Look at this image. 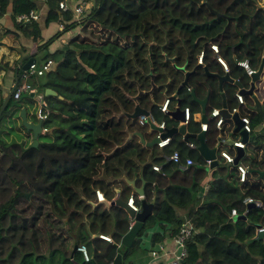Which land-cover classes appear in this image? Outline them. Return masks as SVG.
<instances>
[{
	"label": "trees",
	"instance_id": "16d2710c",
	"mask_svg": "<svg viewBox=\"0 0 264 264\" xmlns=\"http://www.w3.org/2000/svg\"><path fill=\"white\" fill-rule=\"evenodd\" d=\"M59 1L46 0V20L69 23H64L39 49L76 26L69 11L58 8ZM21 5L34 7L30 0H13V15L18 14ZM251 6L249 0H96L78 24L79 33L43 58L60 60L53 74L61 82V92L69 97L87 92L84 99L68 111H61L69 117L65 126L41 135L35 146L0 139V264H111L116 254L126 259L139 248L140 235L154 223L159 230L153 232L152 243L172 237L183 224L190 225L192 235L185 243L182 264H264V231L254 239L255 228L264 217V175L258 173L264 167V151L258 159L263 136L251 134L248 139L247 148L252 154L246 162L247 175L255 181L238 183L234 170L226 173L227 166L217 156L210 185L199 196V184L207 169L198 152L187 151L176 135L162 148L141 143L135 132L146 139L148 124L128 117L137 104L156 122L163 121L165 128L175 125L159 111L160 101L148 104V100L157 99L161 88L169 96L167 109H174L176 104L179 109L187 106L191 112L197 111L190 90L199 98L206 95L210 106L217 105L220 94L216 75H222V71L216 54L207 45L209 41L217 44L218 55L229 66L228 75L245 85L247 79L234 61L248 58L256 64L258 45L264 41L262 10L255 8L249 15ZM209 9L220 16L215 17ZM245 20L247 29L243 27ZM232 23L235 29L230 27ZM70 45L80 51L75 53L68 48ZM200 52L202 61L198 64ZM184 72L189 74L183 86ZM67 82L86 89L64 85ZM223 89L230 96L228 91L232 89L226 85ZM244 98L247 100L246 95ZM15 103L10 98L0 116ZM228 103L232 105L231 100ZM262 115L258 109L250 112L251 126L258 125ZM209 128L213 127L208 122ZM79 131H86L85 135L75 139L73 134ZM204 134L215 142L214 131ZM45 137L52 138L49 144L41 141ZM187 139L196 143L192 137ZM174 149L181 157L188 155L194 161L184 172L162 157ZM153 164L160 166V172L151 169ZM122 173L126 179L140 173L145 181L143 200L153 199L151 216L129 248L115 245L128 227L125 212L116 205L107 207L94 194L99 190L109 202L115 197L114 188H118V198L126 202L131 188L121 178ZM245 196L258 199L262 207H244L241 200ZM36 197L38 208L46 206L49 210L46 219L52 216L63 220L72 240L69 249L62 241L46 254L37 252L33 228L38 214L29 221H17ZM232 208L244 219L229 218ZM179 210L183 214H178ZM29 230H33V237L26 239ZM72 234L77 246H85L87 261L72 250ZM98 234H110L113 243L99 239Z\"/></svg>",
	"mask_w": 264,
	"mask_h": 264
},
{
	"label": "crops",
	"instance_id": "0c3cea01",
	"mask_svg": "<svg viewBox=\"0 0 264 264\" xmlns=\"http://www.w3.org/2000/svg\"><path fill=\"white\" fill-rule=\"evenodd\" d=\"M30 1L34 3L33 8L27 9L26 5H21L19 7L18 14L13 15L12 14L13 0H0V104L7 97L9 92L12 90V87L15 84L16 79L19 77L20 73L22 72L21 67L19 65L24 64L28 58H33L34 62H35L36 61L35 58L39 54L41 55L40 64H42L44 62V59L42 58L43 55L46 56L48 53H53L54 51L63 48L65 45H67V42L69 41V39L72 36L79 33V30H80V26L75 23L76 26L73 29L62 33L60 36H58L56 39H54L52 42H50L45 48L39 49L38 46H40L42 43L47 41V39L50 38L52 35L56 34L57 31H59L61 29V27L64 23L68 24L69 22H66V20H65V22H64V20H62L60 22L46 20V15L49 11V7L47 5L46 0H30ZM60 1H66V2L70 3L72 0H60ZM95 2H96V0H87V4H86L87 9L85 11V14L91 9V7H93ZM29 12H31L33 14V17H28L27 20H21V21H19L17 19L18 16L28 14ZM59 17H60V15H59ZM33 23L35 25L34 28H32ZM35 30H37L36 33H35ZM47 61H49V60H47ZM219 67L222 71V75L225 74V71L221 68L220 65H219ZM53 73L54 72H46L42 75H37L38 79H37L36 83H34L33 79L30 81L29 78L27 79V82L29 84L31 83V86L35 87L36 89L38 88L37 87L38 85H39V88L42 90L45 87H49V88L53 89V86H51L47 82L48 78H51V79L55 78ZM226 74H228V73H226ZM43 77H44V81H42ZM230 78H232V77H230ZM38 80H40V81L38 82ZM217 84H218V82H217ZM224 85H226L227 87H230V89H232V91L231 90L228 91V94L230 96H228L225 93V91L223 89ZM218 89H219V87H218ZM235 89L236 88L231 83H229L227 81L222 82L221 89H219V94H220L219 95V102H217V105H213V106H210V103L208 102L206 95L199 98L196 96L195 93H193V94L197 100H201L203 98H206V104H205V109H206L208 107L209 108L210 107H220V105H221V94H223L224 99H225V103L227 106L229 105V103L227 104V102L229 100H231L232 102L235 103L234 96H233ZM40 95L42 96V93H40ZM56 95L57 96H55V97H53V96L45 97L48 99L44 98L50 107H52V103H56L57 100L62 99L61 96L59 97L57 92H56ZM167 96L168 95H165L163 97V99L166 98ZM20 97H19V99H13L12 98V92H11L9 99L12 98L14 101L17 100L18 103H15L14 105L8 107L5 114L2 117L0 116L1 117L0 118V139L5 143L11 141L10 139H11V136H13V134H16V137L20 136L19 139H13L14 141H18V142L23 143L24 142L23 139H25V142H26L27 137H28L29 142H31V135L28 132L24 131V129L20 125V120L18 118L19 107L23 106L25 108L27 119H29L30 108H29V106L25 105L27 99H22V100H24L22 102ZM9 99H8V101H9ZM163 99L157 104L158 107H159L160 103L163 101ZM213 102H215V99ZM197 105H198V103H197ZM173 108L174 109L168 108L167 113H163V114H166L167 119L172 120L174 122L175 125H171L170 127L171 128L172 127L177 128L180 126L178 124L179 120L176 117H174L172 114L177 110L181 111V109H179L176 104L173 106ZM256 109H258L259 111L262 112L263 107L259 106V105L258 106L249 105V106H246L244 108V110L240 111V114H247L248 113V115H249L250 112H254V111H256ZM192 113H195V114L197 113L198 115L196 116L195 119H192V121L188 124V126H186L184 133L183 134L174 133L170 136V138L173 135L174 136L176 135V136H178L177 139L179 141H181L184 145V141H185L184 138L185 137L188 138V137H191L190 135H192V134L196 135L197 133L200 132L199 122H198L201 120L200 106L198 105V110L194 111ZM233 127H234L233 122L231 120H226L224 125L222 126V130L219 133L214 128H209L207 130H208V132L214 131L217 136L220 134L223 139L230 138L231 140H236V139L240 138V136L237 133L233 132ZM252 128L254 130V135H262L263 136V140H262L263 141V148L261 149L259 147L260 150L258 151L259 152L258 159L260 160L262 152L264 151V127H259V125H256V126H252ZM153 129L148 128L149 132L147 133L148 137L147 136L145 137L146 139H144L143 136L141 135L144 143L147 142V139H149L150 137L152 139L154 137V135L156 134V132ZM194 131H197V132L194 133ZM153 132H155V134H153ZM152 135H153V137H152ZM193 139H195V138H193ZM139 141H140V139H139ZM190 141H192V140H190ZM203 141H204L205 145L207 146V148H214L215 147V144L211 142L210 136H208V138H206L205 134H204ZM192 142L196 146L198 145L197 141H196V143L194 141H192ZM247 146H248V141H247L245 149H244V154L239 159V161L242 162L246 166H247V163H246V161H244V159L246 158L245 151L246 150L248 152L250 151V149H248ZM225 147H227V148H225ZM225 149L230 154L233 153V150L230 147H228L227 145H220L217 147V151L218 150H225ZM186 150L187 151H197L196 149H188V148H186ZM184 156H188V155H184ZM217 163H218V159H217ZM230 169H231V167H227L226 173ZM211 170L212 169H208L207 173L205 174V176L203 177V179L201 180V182L199 184V187H200V189L198 191L199 196H202L204 191L210 185V181L212 179V176H211L212 171ZM121 175L125 176V173H122ZM214 176L220 177L218 174H215ZM223 177L225 178L224 175H223ZM134 178H136L135 185L139 186L140 185L139 179L142 178L140 173H138L137 176H133L131 179H128V180H132ZM247 178L250 181H255L254 177H252L251 175H247ZM113 191L115 193L114 198H116V197L118 198V196H117L118 188H114ZM129 195H133L132 190L130 191ZM178 214H183V211L179 210ZM123 217L125 220L128 221V216L126 213H124ZM150 228H152V231L148 232L146 230L143 232V234L140 235L141 242L139 244V248H137L126 259L118 258V260L114 264H162L163 260L165 258L169 257L170 254H167L166 256H163L162 254H160L158 258L153 259V260H149V256H148L149 250L150 249H156V244L160 242V241H157L155 243L151 242V236H152L153 232L159 230L158 225L156 227L152 226ZM166 238L167 237L165 236L161 240V243H164V245L168 249H171L172 248L171 243L168 241H164V239H166Z\"/></svg>",
	"mask_w": 264,
	"mask_h": 264
},
{
	"label": "built area",
	"instance_id": "2783aa9c",
	"mask_svg": "<svg viewBox=\"0 0 264 264\" xmlns=\"http://www.w3.org/2000/svg\"><path fill=\"white\" fill-rule=\"evenodd\" d=\"M86 4L87 0H72L70 3L66 1H59L58 2V8L62 11H69L71 14V19L74 21L76 24H79L80 21L83 19L86 11ZM258 5V4H257ZM28 17H33V14L29 12L28 14L25 15H20L17 17L19 21L21 20H27ZM207 45L209 49L216 54V61L217 63L221 66V68L225 71V73H228L229 69L228 66L225 62V60L218 55V46L217 44L213 42H207ZM258 60L256 64H251L250 61L247 58L236 60L235 65L239 70H241L242 74L246 77L247 83L245 85L241 84V87L244 90L249 89L250 83H252V88L250 94H240L238 92L239 88H237L233 82L231 83L236 89L234 90L233 96L235 103L232 102V105H226L225 103V111L229 114V117L233 114H237L240 121H241V128L244 132L248 134V139L249 135L252 133L253 128L251 126V122L247 114H240L241 108L244 110L246 106H262V119L259 122V127H264V41L261 44V47L259 48V53H258ZM261 60L263 61V64L261 66V69L258 73L257 78L254 81H251V76L257 72L258 67L261 63ZM202 61V52H200L197 56V63L201 64ZM49 61H44L41 66L38 69H34V63H31L27 69L23 70L19 77L16 79L15 84L12 87V98L13 99H19L20 95L22 92H25L28 94L29 97L35 96L36 100H30L27 99L25 105L29 106L30 112H29V119H27L30 122L36 123L38 120L41 122V133H43L45 130L48 129H54L57 127H64L65 126V120L68 119L69 117L65 112L58 111L54 107H50L47 102L45 101L44 97L41 95H37V89L35 87H32L28 82L27 79L32 76L33 74L35 75H42L46 73V70L49 66ZM233 81H237V79H233ZM238 82V81H237ZM239 83V82H238ZM247 96V100L244 98V96ZM249 99V100H248ZM62 100V99H61ZM60 100V101H61ZM249 101V103H248ZM57 104H64L62 102ZM167 104H168V97L164 98L163 101L159 105V111L162 113H167ZM75 103L72 104V101H70L69 104L65 105V111H68L67 109L70 108V106L74 107ZM220 107H211L206 113L204 112V117L205 121H198L199 122V130L202 131L203 133L207 131L208 129V122L209 124L212 125V127L219 133L222 130V126L224 125L226 120H231L230 118H224L220 114ZM148 112V111H147ZM255 112V111H254ZM182 113V119L178 122L179 125H182L184 127V131L186 126L192 121V119H195L196 116L198 115L197 113H192L188 107H183L181 109ZM202 116V114H201ZM138 123L139 124H152L153 125V130L156 132L154 137H156L158 140L155 143V145L159 148H162L163 146L167 145L170 141V136L165 135L162 137V134L164 133L165 126L163 121L161 122H156L153 118V116L148 112L146 116H138ZM198 119V118H197ZM232 121V120H231ZM43 135V134H42ZM230 139V138H227ZM231 140V139H230ZM225 139L221 137L219 134L218 136L216 135L215 137V147L216 148V156L215 159L217 160L219 156L222 159L223 165L227 167H231V169L234 170L237 178V182L242 184L247 181V174H248V167L244 165L242 162L239 160L234 164L233 159L236 155V148H240L244 151L246 143H242L240 141V138L236 140H231V145L230 147L233 150V153L230 154L226 150H218L217 147L220 146ZM248 141V140H247ZM184 146L188 149H196V145L190 141L189 139L184 141ZM244 154V153H243ZM165 161H169L172 164L175 165V168L181 172L186 171L191 165L194 164V161L191 157L189 156H183L179 154L177 150H172L170 154L168 155H163L162 156ZM205 167L208 171V169H213L209 168L210 160H204ZM151 169L155 172H160V166L158 164H153L151 165ZM95 198L97 201H104L103 195L99 190L94 191ZM136 199L138 200V203L134 201L133 195H129L126 204L128 208H130L134 213H136L139 210V200L140 197L135 195ZM241 203L244 207L248 203H252L254 207H262L261 202L258 199H253L250 196H245L241 200ZM229 218L237 217L239 215L236 214V211L234 208H232L229 211L228 214ZM133 223V220L128 217V227L127 229L131 226ZM264 217L261 219V223L255 228V235L257 233H262L264 231ZM192 235V230L190 225L188 224H183L179 231L173 235L170 238L164 239V241H168L171 243L172 248L168 249L164 243H159L156 244V249H150L148 252L149 260H153L159 257L160 254L163 256H166L167 254H170L169 257L165 258L162 262V264H182V257L185 255V243L189 237ZM97 237L103 241H106L108 243H113V240L110 236V234H98ZM116 247H119L120 242L115 244ZM177 249H179V252H177ZM76 251L80 252L83 260L87 261L88 260V254L86 251V248L84 245H79L76 247ZM153 262V261H152Z\"/></svg>",
	"mask_w": 264,
	"mask_h": 264
},
{
	"label": "water",
	"instance_id": "95a60500",
	"mask_svg": "<svg viewBox=\"0 0 264 264\" xmlns=\"http://www.w3.org/2000/svg\"><path fill=\"white\" fill-rule=\"evenodd\" d=\"M203 2L205 3V0H203ZM256 8L257 9H261V10L264 11V5L263 6L256 5ZM209 12L211 14L215 15L216 17L220 16L216 11H214L212 9H209ZM68 48L70 50L74 51L75 53H78L80 51L79 49L73 47L72 45H70ZM90 50L91 49H85L83 51H90ZM59 61H57V62L50 61L46 72H55V68H56V66H57ZM33 62H34L33 58H28L24 64L19 65V66L21 67V70L23 71V70L27 69V67ZM262 64H263V61L261 60V63L259 65V67H258L257 72L254 73L251 76V78H250L251 81H254L257 78ZM179 70L183 71V68L181 67V68H179ZM188 74H189L188 72H184L183 73V79H182L180 85H183V86L186 85ZM216 79H217V82H218L219 89H221L222 82L227 81L229 83L233 82V84L237 88H239L238 92L240 94H250V92H251L252 83H250L249 89L244 90L241 87L240 83H238L237 81H233L232 78H230L228 76V74H226V73L223 74V75H216ZM42 91H43L42 92V96L43 97H50V96L55 97V96H57L56 92L52 88L45 87ZM11 92H12V90L9 92L7 97L0 104V115H1V113L3 111V109L6 106V103H7L8 99H9V97L11 95ZM190 95H191L192 99L195 100L198 103V105L200 106V111H201V114H202L201 121L202 122L205 121L204 112H205L206 98H203L201 100H197L194 97V94H193L192 90H190ZM133 101H135V97H133ZM220 106L222 108V109H220L221 116L224 117V118H230L232 120V122L234 124L233 132L237 133L240 136V141L242 143H246L247 140H248V134L246 132H244L242 129H240L242 123H241L238 115L237 114H233V115H231L229 117V114L225 111V109H224V107H225V99H224L223 94H221V105ZM147 114H148V112L145 109H143V108L139 107L137 104H135L134 107H133L132 112L130 114H128V117L135 118V117H138V116H146ZM172 115L174 117H176L179 121L182 119V113L179 110L175 111ZM18 118L20 120V125L24 129V131L28 132L31 135V144L33 146H35L37 144V138L40 135H42V134L43 135L50 134V132H51V129H48V130H45L43 133H41V122L39 120L36 123L28 121L26 119V111H25V108L23 106L19 107ZM174 133L183 134L184 133V127L182 125H180L177 128H169V129L164 131V133L162 134V137L165 136V135L171 136ZM135 134L139 137L140 142L144 143L141 134L139 132H135ZM190 136L192 138H195V140L198 143V145L196 146V150H197L198 154L204 160H210L209 168L215 167L217 165V160L215 159L216 148H207V146L205 145V143L203 141L204 133L202 131H200L196 135L192 134ZM157 140L158 139L156 137H153L150 141L146 142L145 144L148 145V146H152V145H154L157 142ZM184 140H187V137H185ZM221 145L229 146V145H231V140L230 139H225V141ZM243 153H244V151L242 149L236 148V155H235V157L233 159V163L234 164L243 156ZM258 173H259V176L262 177L264 175V167ZM122 178L130 186L133 194H135V195L140 197L139 210L136 213H134L130 208H128V206H127V204L125 202L121 201L117 197L114 198L112 201H109V202L103 201V202H104V204L107 207L108 206H112V205H116V206L121 207L123 209V211L127 214V216L133 220V223L131 224V226L126 230L125 233H123L120 236V240H119L120 245H122L124 248H129L132 245L133 240L137 237V234L139 233V231L143 228V225H144V222L146 221V219H148L151 216L153 199H151L149 202H145L143 200L145 181H143L142 178L139 179L140 180V185L139 186L135 185L136 178H134L132 180L126 179L125 176H122ZM252 206H253L252 203H248L246 205V208H250ZM236 218L244 219V215H239ZM261 234L262 233H257L255 235L254 239L260 238ZM72 236H73V240H74V244H73L72 250L74 251V250H76L77 245L75 244V235L72 234ZM177 252H179V249H177ZM118 258H119V254H116L114 259H113V261H112V264H114L118 260Z\"/></svg>",
	"mask_w": 264,
	"mask_h": 264
},
{
	"label": "rangeland",
	"instance_id": "374dc122",
	"mask_svg": "<svg viewBox=\"0 0 264 264\" xmlns=\"http://www.w3.org/2000/svg\"><path fill=\"white\" fill-rule=\"evenodd\" d=\"M251 1V3H252V6H251V10H250V12H249V15H252L254 12H255V5H257V4H259L262 0H249V2ZM257 2H259V3H257ZM254 5V6H253ZM261 14H262V19H263V30H264V11H261ZM215 16V15H214ZM216 17V16H215ZM248 23H247V21L245 20V22H244V24H243V27L245 28V29H247L248 28ZM230 27L232 28V29H235L234 28V26H233V23L230 25ZM255 32V31H254ZM258 47L260 48L261 47V44L260 45H258ZM239 51H241V52H243V50L242 49H239ZM45 56L43 55L42 56V58H44ZM40 59H41V55L39 54V55H37L36 56V58H35V63H34V69H38L40 66H41V64H40ZM33 79V81H34V83H36L37 82V79H38V76L37 75H35V74H33L32 76H30L29 77V80L31 81ZM41 80V79H40ZM40 80H38V82L40 81ZM42 81H44V77L42 78ZM47 82L50 84V85H52L53 86V89L57 92V94L59 95V96H61V98H62V100H61V102L62 103H64V104H57V102L56 103H52V107H54V108H56L58 111H65L66 109H65V105L66 104H69L70 103V101H72V103L74 102L75 104L76 103H80V101L81 100H83L84 99V97L83 96H86V94H87V92H86V94L84 93L82 96H80V95H77L76 97L75 96H71V97H69V96H67L66 94H64V93H62L61 92V90H60V86H61V82H60V80L59 79H56V78H54V79H51V78H48V80H47ZM70 85V86H72V87H74V86H76V84H73V82H67V83H64V85ZM30 85H31V83H30ZM159 84H154V87H156V86H158ZM38 88H37V95H40V93H42V91H41V89L39 88V85L37 86ZM77 87V86H76ZM76 89H86L84 86H79L78 85V87L76 88ZM88 91V90H87ZM89 92V91H88ZM90 93V92H89ZM21 97H20V99L22 100V99H30V100H33V101H35L36 99V97L35 96H33V97H29L28 96V94L27 93H25V92H22L21 93V95H20ZM80 96V97H79ZM165 96V94H164V91H163V88H161V89H159L158 91H157V99L156 100H148V104H149V101H150V103H154V102H156V101H161L162 99H163V97ZM16 101V103H18V101L17 100H15ZM24 100H22V102H23ZM68 110V109H67ZM66 112V111H65ZM87 119V118H86ZM89 125V124H88ZM88 125H86V127L88 126ZM148 128H150V129H153V125L152 124H148ZM169 128H171V127H169ZM169 128H165V130H167V129H169ZM172 128H175V127H172ZM164 130V131H165ZM71 131H73V130H71ZM84 132H86V131H79L78 133H74L73 135H74V138L75 139H80V134H84L85 135V133ZM153 134H155V132H153ZM251 134H253L254 135V130L252 131V133ZM41 136V135H40ZM40 136L37 138V141L39 140V138H40ZM42 137V136H41ZM84 137H82L81 138V140L83 139ZM13 139H19V137L17 136L16 137V134H13V136H11V141L13 140ZM51 139L52 138H49V137H45V138H41V141L42 142H45V143H47V144H49L50 142H51ZM56 139H58V138H54V142L56 141ZM23 144H24V146H26V145H28L29 143H31V142H29V139H28V137H27V141L25 142V139H23ZM57 142V141H56ZM254 153V152H253ZM245 154H246V158H245V161L247 162V161H249L250 160V157H251V154H252V151H245ZM221 160L219 159V162H220ZM256 176H257V174H256ZM121 178H122V175H121ZM263 183H264V179H263ZM38 197H36L34 200H33V202H31V203H29V205H26V209H25V211H24V213H22V214H20L19 215V217H20V219L18 218L17 219V221H20L21 219H23V218H25V219H28V221L29 220H31L32 218H33V216L35 215V214H38V217H37V220L35 221V224H34V228H33V230L35 231V233H36V236H35V241H36V243L38 244V250H37V252H39V253H42V254H46L47 252H48V250H50V249H52V248H54V247H59V243L60 242H62L63 241V243L66 245V247H67V249H69L70 247H71V245H72V240L70 239V237H69V235L67 234V232H66V229H65V225L63 224V220L62 219H58V218H54V217H52V216H49V217H51L50 219H46V217H45V213L46 212H48L49 210L47 209V207L46 206H42L41 208H38V205H40L39 203H38ZM41 201V200H40ZM24 206V205H23ZM23 206H21V207H23ZM152 226H157V223H154V225H152ZM152 226H150V227H152ZM150 227H146L145 229H144V231H148V232H150V231H152V228H150ZM33 230H29V231H27L26 233H25V238L26 239H30V236L31 237H33L32 235H30V231L32 232ZM143 231V232H144ZM143 232H142V234H143ZM34 233V234H35ZM20 234V233H19ZM19 234H17V236H16V238L18 237V235ZM134 252V251H133ZM132 252V253H133ZM131 253V254H132ZM130 254V255H131ZM129 255V256H130Z\"/></svg>",
	"mask_w": 264,
	"mask_h": 264
},
{
	"label": "flooded vegetation",
	"instance_id": "af4514ba",
	"mask_svg": "<svg viewBox=\"0 0 264 264\" xmlns=\"http://www.w3.org/2000/svg\"><path fill=\"white\" fill-rule=\"evenodd\" d=\"M257 3H259V2H257ZM259 6H263L264 5V0H262L259 4H258ZM256 8V7H255ZM263 11V10H262ZM262 33H263V35H264V30L262 31Z\"/></svg>",
	"mask_w": 264,
	"mask_h": 264
},
{
	"label": "clouds",
	"instance_id": "9594fccd",
	"mask_svg": "<svg viewBox=\"0 0 264 264\" xmlns=\"http://www.w3.org/2000/svg\"><path fill=\"white\" fill-rule=\"evenodd\" d=\"M135 195V194H134Z\"/></svg>",
	"mask_w": 264,
	"mask_h": 264
}]
</instances>
